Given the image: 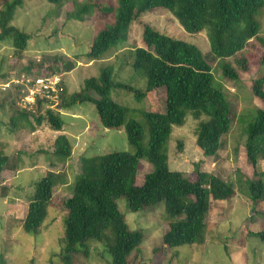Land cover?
<instances>
[{"label": "rangeland", "instance_id": "374dc122", "mask_svg": "<svg viewBox=\"0 0 264 264\" xmlns=\"http://www.w3.org/2000/svg\"><path fill=\"white\" fill-rule=\"evenodd\" d=\"M4 2L0 0V9ZM76 2L101 3L103 7L94 8L83 19H74L69 13L73 12ZM106 7L116 8L117 0H68L61 8L58 3L48 0H23L15 11L12 24L31 35L26 50L18 51L11 40H0V150L13 162L17 160L16 170L8 167L0 176V264H66L60 256L67 217L65 200L71 196L81 174L82 158L114 151L135 153L125 128H105L95 105L87 101L71 109H62L58 105L60 98L53 102L50 108L59 112L65 122L61 131L53 130L47 122L34 130L25 126L11 131L10 122L15 110L27 111L19 105L18 97L22 91L15 80L22 79L23 75L29 78L45 74L61 76L69 96L79 92L87 78L99 76L103 67L113 66L114 81L145 90L146 76L133 67V50L145 46L142 37L145 24L197 45L212 66L216 84L223 87L233 107L232 128L223 136L221 149L214 157L205 156L196 143L197 127L205 116L196 119L187 114L183 125H174L167 143L170 168L194 180L197 177L194 168L199 164L203 171L232 184L235 195L229 200L212 201L203 242L177 248L163 243L168 230L163 203L133 213L128 208L127 199L120 198L118 206L129 227L145 230L140 249L130 256L128 263L264 264V242L250 234L264 229V198L256 206L251 200L247 179L255 177V168L245 147L247 121L257 108H264V102L254 96L251 89L253 81L264 76V42L261 41L264 40V8L256 16L261 25L259 39H252L245 51L249 59L248 70L241 71L238 67L239 81H233L222 74L221 61L211 55L207 30L195 34L187 32L178 19L162 7L131 24L129 39L122 48L111 49L102 59L90 60L87 53L94 36L115 23L116 12L104 13ZM69 62L76 66L65 72L64 67ZM6 82L11 86L3 89ZM110 96L130 108L128 118H135L143 124L146 129L144 144L147 146L148 132L141 111L164 112L165 88L153 90L143 99L123 88L112 89ZM46 107H41V114L45 113ZM33 108L34 113L39 109L37 105ZM59 135H66L72 146V154L65 161L57 160L53 154ZM257 167L264 171V158H259ZM152 170L153 166L142 160L136 184L142 185L145 175ZM50 171L59 175L63 182L54 188L48 215L39 232L26 233L23 220L28 202L35 193L36 183ZM108 260L103 246L90 242L89 255L77 254L73 262L108 264Z\"/></svg>", "mask_w": 264, "mask_h": 264}, {"label": "trees", "instance_id": "16d2710c", "mask_svg": "<svg viewBox=\"0 0 264 264\" xmlns=\"http://www.w3.org/2000/svg\"><path fill=\"white\" fill-rule=\"evenodd\" d=\"M48 1L58 3L61 8L68 0ZM22 2L5 0L0 9V40H11L18 51L26 50L31 39L30 34L12 24ZM102 7L101 3L76 2L69 14L74 19H83L94 8ZM158 7L171 12L189 33L207 30L211 55L221 61L225 77L239 81V68L248 70L245 51L252 39H259L261 25L256 16L264 8V0H117L116 8L106 7L104 12L115 11V23L94 36L87 57L99 60L111 49L122 48L129 39L131 24ZM142 37L145 46L133 50V67L146 76L145 90L114 81L113 66H106L99 76L87 78L79 92L67 96L68 91L63 87L60 95L58 105L62 109H71L86 101L94 104L101 124L109 129L124 127L129 144L135 148V153L114 151L82 158L81 174L71 196L65 200L67 217L60 256L66 264H74L77 254L87 257L90 242L103 246L109 256L108 264H129L130 256L144 241L145 230L129 227L118 206L120 198L127 199L133 213L163 203L168 221L163 243L177 248L203 242L212 201L229 200L235 195L232 184L203 171L199 164L194 168L197 175L194 180L169 166L168 140L173 126L183 125L187 114L196 119L205 116L196 132V143L205 156L218 155L223 136L232 128L233 107L223 87L216 84L211 64L197 45L161 33L150 24L144 25ZM75 66L74 62H69L64 71L69 72ZM162 87L166 91L165 111H141L148 132L146 146L145 127L139 120L128 118L130 108L115 101L110 91L123 88L143 99L149 92ZM251 89L253 95L264 102V76L257 77ZM20 97L21 94L18 99ZM52 104L49 99H39L38 114L15 110L11 131L25 126L34 130L43 122L55 131L63 130L65 122L59 112L50 108ZM45 105L46 111L41 114V107ZM247 123L245 147L255 168V177L247 179V183L256 206L264 198V171L257 167L259 158H264V108H257ZM53 154L59 161L71 156L72 146L66 135L57 137ZM142 160L150 163L153 170L145 175L142 185H137L136 176ZM16 166L17 160L13 162L0 150V176L8 167L16 170ZM61 182L59 175L50 171L36 183L23 220L26 233L39 232L48 215L54 188ZM250 234L264 242V229Z\"/></svg>", "mask_w": 264, "mask_h": 264}, {"label": "built area", "instance_id": "2783aa9c", "mask_svg": "<svg viewBox=\"0 0 264 264\" xmlns=\"http://www.w3.org/2000/svg\"><path fill=\"white\" fill-rule=\"evenodd\" d=\"M61 76L39 75L36 78H29L23 75L22 79L15 80L21 87V97L19 105L23 109L32 111V108L37 105L39 99H49L52 102H57L63 92ZM11 83H4L2 88L7 89ZM34 109V108H33Z\"/></svg>", "mask_w": 264, "mask_h": 264}, {"label": "clouds", "instance_id": "9594fccd", "mask_svg": "<svg viewBox=\"0 0 264 264\" xmlns=\"http://www.w3.org/2000/svg\"><path fill=\"white\" fill-rule=\"evenodd\" d=\"M63 87H64V85H63Z\"/></svg>", "mask_w": 264, "mask_h": 264}]
</instances>
